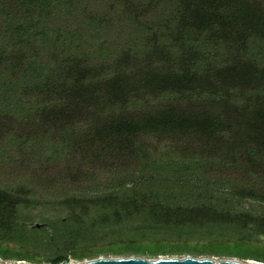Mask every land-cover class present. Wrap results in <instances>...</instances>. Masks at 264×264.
Returning <instances> with one entry per match:
<instances>
[{
	"label": "trees",
	"instance_id": "1",
	"mask_svg": "<svg viewBox=\"0 0 264 264\" xmlns=\"http://www.w3.org/2000/svg\"><path fill=\"white\" fill-rule=\"evenodd\" d=\"M247 203L264 0H0L1 260L264 263Z\"/></svg>",
	"mask_w": 264,
	"mask_h": 264
},
{
	"label": "water",
	"instance_id": "2",
	"mask_svg": "<svg viewBox=\"0 0 264 264\" xmlns=\"http://www.w3.org/2000/svg\"><path fill=\"white\" fill-rule=\"evenodd\" d=\"M38 226V225H37ZM1 264V263H0ZM26 264V263H19ZM63 264H72L70 261H65ZM76 264H245L235 260H212L210 258H196L185 256L182 258L176 257H158L155 259L142 257H99L93 260H86ZM262 264V263H256Z\"/></svg>",
	"mask_w": 264,
	"mask_h": 264
},
{
	"label": "rangeland",
	"instance_id": "3",
	"mask_svg": "<svg viewBox=\"0 0 264 264\" xmlns=\"http://www.w3.org/2000/svg\"><path fill=\"white\" fill-rule=\"evenodd\" d=\"M250 205V206H249ZM246 207H251L253 211L255 212H263L264 213V205H260L258 203H247L246 204ZM37 223H39L38 221H35ZM104 257V256H102ZM111 257V256H109ZM176 258H181V257H176ZM199 258H210L212 260H224V259H227V260H235V261H238V262H241V263H245V264H256V263H259V262H255V261H252V260H242V259H238V258H217V257H199ZM72 264H76V263H80V262H76V261H73V260H69ZM26 263V264H30L29 262L27 261H4V260H1L0 259V263L1 264H19V263ZM264 264V263H262Z\"/></svg>",
	"mask_w": 264,
	"mask_h": 264
}]
</instances>
